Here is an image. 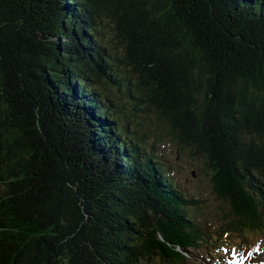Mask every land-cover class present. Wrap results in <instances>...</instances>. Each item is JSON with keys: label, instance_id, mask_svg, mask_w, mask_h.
<instances>
[{"label": "trees", "instance_id": "obj_1", "mask_svg": "<svg viewBox=\"0 0 264 264\" xmlns=\"http://www.w3.org/2000/svg\"><path fill=\"white\" fill-rule=\"evenodd\" d=\"M153 118L203 161L207 199L177 184ZM212 200L217 228L197 219ZM251 240L264 0H0V264H190Z\"/></svg>", "mask_w": 264, "mask_h": 264}, {"label": "rangeland", "instance_id": "obj_2", "mask_svg": "<svg viewBox=\"0 0 264 264\" xmlns=\"http://www.w3.org/2000/svg\"><path fill=\"white\" fill-rule=\"evenodd\" d=\"M105 35H107L108 37L107 39L113 37L110 29L108 30V32H105ZM111 43L114 42L111 41ZM115 47L118 51H120L121 46L119 44H115ZM126 77L130 78V75H127L126 73ZM127 85L128 83L125 82V84L122 87L117 88L112 86L115 94H117L114 97V99L117 101V103L115 104L119 105L120 107H124L125 104L123 103L127 104L128 102L127 88H126ZM98 91L102 94V96L110 97V89L108 87H105V89L100 88L98 89ZM111 99L112 98H110V100ZM128 118L129 116L127 117L126 115H122L121 119L119 120L121 123H126ZM149 124L151 126V131H150L151 138L157 141L159 150L164 149L163 151L160 152V154H163L166 160H171L167 162L168 163L167 165L174 168L173 176L176 179L177 184L180 186V188L183 191H185L189 197L193 196L197 200L207 199L208 196L210 195L211 185H210L209 176L207 175V173L203 172L204 169L203 161L194 157L191 158L190 151L187 148L182 149L183 152L181 153V157H178V153L182 151L181 148L179 149V146H177L176 144H172L170 142L162 143L160 141L163 139L165 140L167 139L166 137H164L166 133L164 132V130L159 129L158 122L155 120V118H153L152 121H149ZM130 131L132 130L130 129ZM181 169H183V171ZM212 202L213 204H210L209 207L203 211V213L200 212L198 213L200 214V216H198L197 219L201 222H212L216 224L214 228H217L221 224L220 221H221L222 203L216 200H212ZM238 246H240L241 250H244V252H247L248 250L256 251L257 255H253L251 259H255V264H264V241L251 240L249 242V246H245V247L241 245ZM218 253H222V254L220 255ZM216 257L218 258L219 261H217ZM226 257H230L229 254H226V252L224 254V252H222L221 250L220 251L215 250L213 255H209V252L204 249H200V250L195 249V251H193L192 262L190 264H227L225 261Z\"/></svg>", "mask_w": 264, "mask_h": 264}, {"label": "bare ground", "instance_id": "obj_3", "mask_svg": "<svg viewBox=\"0 0 264 264\" xmlns=\"http://www.w3.org/2000/svg\"><path fill=\"white\" fill-rule=\"evenodd\" d=\"M101 52V51H100Z\"/></svg>", "mask_w": 264, "mask_h": 264}]
</instances>
